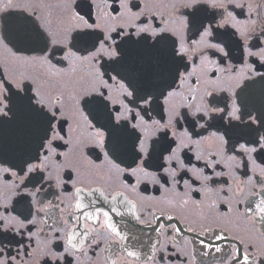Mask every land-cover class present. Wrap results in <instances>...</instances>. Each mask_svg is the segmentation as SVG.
Returning <instances> with one entry per match:
<instances>
[{
  "label": "snow or ice",
  "instance_id": "snow-or-ice-1",
  "mask_svg": "<svg viewBox=\"0 0 264 264\" xmlns=\"http://www.w3.org/2000/svg\"><path fill=\"white\" fill-rule=\"evenodd\" d=\"M168 7L157 24L148 5L133 0H70L53 28L31 0H0V48L22 67L45 69L41 79L68 77L64 90L51 91L30 88L28 75L0 74V131L15 129L24 144L12 153L0 147V179L10 186L0 203V242L18 245L15 255L0 246V264H83L85 249L101 246L88 226L98 225L101 213L113 237L104 242L105 252L140 259L127 251L128 236L120 230L123 223L143 224L136 205L123 193L108 200L99 189L75 187L80 157L89 155H95L90 168L132 192L159 185L178 195L183 179L190 192L215 197L214 207L227 205L225 215L264 235V163L258 162L264 159V112L245 97V82L264 81L250 59L264 67V27L254 39L255 22L233 12L245 7L240 0H170ZM67 168L77 171L71 208L61 198L68 196L61 174ZM112 214L128 219L114 221ZM152 216L148 227L157 239L145 264H174L180 249L170 253L159 237L184 229L160 223L174 219L163 210ZM227 231L204 228L201 234L242 246L232 244L234 254L223 264H264L251 252L250 238ZM199 243L205 256L222 252L221 245Z\"/></svg>",
  "mask_w": 264,
  "mask_h": 264
},
{
  "label": "flooded vegetation",
  "instance_id": "flooded-vegetation-1",
  "mask_svg": "<svg viewBox=\"0 0 264 264\" xmlns=\"http://www.w3.org/2000/svg\"><path fill=\"white\" fill-rule=\"evenodd\" d=\"M68 2H70V0H31V3L36 6L37 15L43 16L52 24L53 28L60 23L61 17L64 14L62 5ZM77 2H79V0H77ZM133 2L140 3L142 7L144 4H147L148 10L154 14L155 23L157 24L160 22L161 15L166 16L171 11L168 7L170 0H133ZM240 2H242L245 7L243 9L234 8L233 12L237 14L238 18L241 20H251L255 22L256 36L254 39H256L258 38L261 28L264 27V0H240ZM113 11H118V8L114 6ZM4 31V21L0 20V35H3ZM250 59L256 61L258 71L264 72V67H259L260 62L257 58L253 57ZM44 71L45 69L25 68L14 63L7 51L0 48V74L16 77H20L22 74L28 75L32 78L28 82L30 88L40 86L45 90H64L63 82L68 80L67 76H61L53 80L41 79V74ZM78 74L87 76V69H78ZM245 83L248 85L245 91L247 104L254 107L258 113L264 112V81L258 80L250 85L248 82ZM239 102L238 100V103ZM5 146L10 153L24 150V144L15 129L9 128L7 132L0 131V147ZM92 151L94 150H90V153ZM189 155L192 154L189 153ZM94 159L95 155H89L88 160ZM88 160L80 157V179L75 184V187L83 188L85 191L99 189L108 200H111L116 193H123V196L126 197L128 201L136 205L134 211L141 216L143 224L132 221L120 225L121 232H124L128 236L126 241L128 245L127 251L139 252L140 259L127 257L125 253H107L104 250V242L111 241L113 237L107 227L104 226L105 218L101 213L98 225H92L91 221L88 222L89 227L96 229L93 235L101 241V246L94 250L92 248H86L85 251L87 255L83 257V264H112L113 261H115V264H145L144 257L150 254L149 246L152 241L157 239V233L151 231L148 226L153 222L152 213L154 212L156 216H160L161 210H163L164 215L172 216L174 219L172 221L162 219L160 223H174L181 229H184L180 235H176L169 229L168 232L159 237L161 241H167V247L170 253L176 252L177 248L180 249L177 255L171 257L174 264H223V261L228 255L234 254L231 247L232 244H236L237 247H242L238 241H233L231 239H229V241H214V237L211 233L201 235L204 228H211L218 231L220 228L226 227L228 229L226 235L229 237L233 234H238L250 238L253 245L251 252L256 255L257 261L259 262L260 259H264V235L251 230L250 226L242 219H238L234 215H225V210L228 207L227 205L214 207L213 205L217 204L215 197L209 195L206 198L202 191L190 192L189 189L184 186L183 179L180 177H178V179H181L180 185L177 186L178 195L171 191L166 193L159 185H148L147 191H144V185H141V190L137 193L127 190L119 184L109 183L104 171L90 168L88 166ZM61 161L64 164L69 163L64 157H61ZM258 162L264 163V159L258 158ZM193 163H197L194 158ZM200 166L203 165L201 164ZM249 167H251L250 164ZM238 171L243 172L244 169H239ZM61 174L67 181L65 187L68 192L66 198H61L64 200L65 207L71 208L75 204L73 195L74 187L71 181L77 178V171L72 168H67L66 171ZM249 174H251V172H249ZM190 175L191 174H189V177ZM7 180H11V177H7ZM166 187L171 189L170 184L166 185ZM52 191H56V189L53 188ZM185 193H188V195H185ZM9 195L10 186L6 183L5 179H0V203H4ZM153 197L155 199H152ZM117 199H120V197ZM169 199L173 200V204L164 203V201ZM183 200H188V203L181 206ZM116 206L118 208L120 207L119 205ZM112 215L114 221H127L128 219L127 216L116 217L114 214ZM68 227H70V225ZM188 227H192L194 232H188ZM169 237H174V239H170ZM201 238L204 239L206 243L213 242L214 244L221 245L222 252L215 253L214 249H212L209 250L207 256L203 255L204 249L199 243ZM17 239H20V237H17ZM34 243L35 241H33V244ZM173 243H175V247H173ZM27 244L28 241L25 239V245ZM0 246L10 249L13 255H15L16 248L18 247V245L14 243L9 245L8 241L0 242ZM30 250L31 249H29V251Z\"/></svg>",
  "mask_w": 264,
  "mask_h": 264
}]
</instances>
